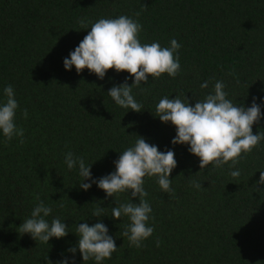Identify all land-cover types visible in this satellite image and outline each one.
<instances>
[{
	"label": "trees",
	"instance_id": "trees-1",
	"mask_svg": "<svg viewBox=\"0 0 264 264\" xmlns=\"http://www.w3.org/2000/svg\"><path fill=\"white\" fill-rule=\"evenodd\" d=\"M136 12L142 44L168 47L174 38L182 45L176 78L149 77L133 88L140 113L107 95L114 85H131L129 73L109 70L100 80L87 69L77 74L63 65L90 31L80 27L81 18L136 19ZM215 80L225 83L234 103L250 107L255 98L262 118L253 133L264 132V0H0V102L11 85L19 104L15 123L25 130L22 145L18 138L5 143L0 133V264H47L46 258L83 264L79 250L74 257L67 250L77 245L76 227L85 222H103L115 240L117 250L104 264H264V193L253 189L264 170V141L240 161L241 176L234 179L228 165L201 171L189 145H172L175 127L153 116L162 97L180 92L194 106ZM205 81L209 88L201 89ZM135 134L161 152L173 150L177 161L170 195L155 177L145 178L155 230L140 249L121 237L127 218H111L112 207L127 202L130 193L106 198L95 184L84 191L78 169L69 171L64 163L69 151L82 156L99 179L115 171L114 161L135 143ZM36 195L53 209L49 221L59 217L68 225L66 237L44 244L18 233ZM99 205L105 208L100 219L92 217Z\"/></svg>",
	"mask_w": 264,
	"mask_h": 264
},
{
	"label": "clouds",
	"instance_id": "clouds-1",
	"mask_svg": "<svg viewBox=\"0 0 264 264\" xmlns=\"http://www.w3.org/2000/svg\"><path fill=\"white\" fill-rule=\"evenodd\" d=\"M143 8L146 7L142 6V10ZM140 15V12L134 13L136 19L128 15L100 18L94 23L81 18L78 21L80 27L90 31L74 51L70 52V58L63 60L65 70L70 71L74 66L77 74H80L87 69L100 80L105 78L109 70L129 73L130 77H134L133 83L129 85L126 80L123 84L114 85L107 95L119 107L137 113L143 111V105L132 94L133 88H141L149 77L152 81L160 79L164 74L176 78L181 72L179 50L182 47L174 38L168 47H162L158 41L142 44L139 38L143 30L138 19ZM200 88L208 89L209 81L202 83ZM225 88L222 80H215L211 91L203 99H196L194 106L183 92L176 94L174 99L164 96L155 105L153 116L158 117L162 123H171L175 127L176 136L171 141L172 145H189L190 154L199 158L201 171L209 166L215 170L228 165L229 175L235 179L241 176L237 165L264 141V132L253 133V125L262 118L261 106L255 102V98L250 107H245L243 103L237 104L228 99ZM3 92L6 99L0 102V133L5 143L18 138L22 145L25 143V130L15 123L19 104L14 89L8 85ZM22 115L25 119L28 117L27 109L22 110ZM136 137L135 143L114 161L115 171L99 179L92 178V164L87 165L82 156L69 151L64 154V163L69 171L78 169L81 177L79 186L84 191L95 184L105 192L106 198L130 193V196L127 195V202L112 207L111 218L120 221L127 218L121 237L128 240L129 247L140 249L145 247L144 241L155 230L149 224L154 217L151 215L152 207L146 199L148 192L144 187L145 178L155 177L159 189L170 195L173 192L170 175L177 167V161L173 150L161 152L157 146L147 143L144 137ZM85 180H90L91 183H85ZM190 184L196 189L202 188L199 181L191 180ZM258 185L264 186V170L260 171L259 180L253 185L255 191L264 193V189L258 188ZM133 198H138L139 202L133 203ZM35 200L38 202L30 216L18 227V233L29 234L33 240L44 244H48L52 238L66 237L69 231L65 221L59 217L49 221L47 218L53 209L39 195H36ZM104 210L99 205L93 210L92 217H104ZM74 234L78 237V243L67 251L74 257L79 250L83 264L89 261L104 264L117 250L115 240L109 235V229L103 222L91 226L86 222L79 223ZM156 246H160L159 240L156 241ZM45 261L51 264L48 258ZM57 264H69V259L64 258ZM72 264H75L74 259Z\"/></svg>",
	"mask_w": 264,
	"mask_h": 264
}]
</instances>
